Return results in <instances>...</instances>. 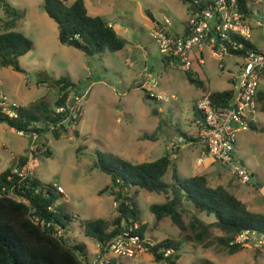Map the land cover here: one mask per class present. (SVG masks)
<instances>
[{
	"label": "rangeland",
	"instance_id": "1",
	"mask_svg": "<svg viewBox=\"0 0 264 264\" xmlns=\"http://www.w3.org/2000/svg\"><path fill=\"white\" fill-rule=\"evenodd\" d=\"M4 1L25 11L15 28L31 38L33 46L18 57L20 68L9 62L0 63V88L10 100L23 105L41 99L53 102L58 94L53 78L67 75L77 83L79 94L71 105L72 116L80 115V118L74 123L66 120V128H61L57 134L48 129L36 138L0 121V170L9 164L12 155H29L33 146L29 172L43 187L62 186L61 193L55 191L53 206L74 216V225L69 232L71 241L84 240L91 250L94 249L96 241L83 234L80 220L95 217L112 220L118 214V200L111 194V188L100 192L112 182L109 174L94 165L96 150L117 154L133 162L168 153L170 163L163 175L168 183L173 181L174 171L186 177L203 173L208 166L213 171L220 169L224 177L212 178V184L217 181L228 184L250 208L264 212V109L257 108V127L236 132L234 153L252 170L247 182L230 175L228 165L211 156L205 157L202 142L196 134L193 107L197 98H194L204 91L230 86L229 78L237 70L231 63L232 57L225 56V66L221 68L219 60L204 47V63L193 58L192 73L188 75L160 51L150 35L155 21L164 18L169 19V28L175 23L181 30L183 20L190 13L188 2L83 0L89 14H98L112 22L126 40L118 50L107 49L89 55L58 39L56 22L42 8V0ZM64 1L70 3L72 0ZM0 15L5 16L1 5ZM261 16L257 12L253 15L254 19H261ZM262 21V25L252 21L249 37L259 49H264V19ZM196 76L202 80V86L194 81ZM35 124L41 125L40 122ZM73 128L78 129L79 135L73 133ZM154 130V140L141 137L143 132ZM185 133L194 135L193 141L186 139L189 135ZM199 156L205 158L204 163L198 162ZM134 189L132 187L128 195ZM171 193L170 190L168 195ZM166 198L164 192L140 188L134 199L139 221L147 222V239L155 241L169 237L182 242L177 258L179 264H204L205 260L214 264H264V248L253 241L241 243V249L229 253L217 242V236L222 234L217 227H212L211 234L197 242L188 231H180L169 216L156 221L149 205ZM183 203V218L187 223L195 208L189 200L183 199ZM197 214L205 221L214 219L213 214L207 215L203 211ZM125 223L122 220V224ZM106 254L115 264H164L147 250L133 256L117 255L110 250ZM88 256L93 259L96 254L89 252Z\"/></svg>",
	"mask_w": 264,
	"mask_h": 264
},
{
	"label": "trees",
	"instance_id": "2",
	"mask_svg": "<svg viewBox=\"0 0 264 264\" xmlns=\"http://www.w3.org/2000/svg\"><path fill=\"white\" fill-rule=\"evenodd\" d=\"M184 1L190 3L194 0ZM0 5L5 12V16L0 15V63L9 62L13 67L20 68L18 57L33 46L31 38L15 28L21 23L25 11L4 0L0 1ZM242 6L244 7V4ZM42 8L56 22L58 39L66 43L71 38H77L81 43L80 48L86 54L102 53L107 49L115 51L125 45V38L107 20L98 14L87 12L83 0H72L70 3L64 0H42ZM241 40L245 46L258 49L250 40ZM186 71L191 75V69ZM194 79L197 85L202 86V80L198 76ZM53 82L58 90L53 102L41 99L28 105L19 104L15 115L0 111V121L6 122L17 131L23 130L27 134L36 132L37 135L48 129L57 134L61 128H66V120L71 123L78 121L80 115L72 116L73 104L68 106L70 95L79 94L77 83L67 75L53 78ZM204 93H207L216 105L228 106L233 97V87L208 90ZM258 101L259 107L264 109V89H258L256 102ZM59 107L61 109H58ZM193 108L197 119L201 115L200 111L195 105ZM36 122L41 125H36ZM255 124L256 122L251 123L250 128H255ZM72 131L79 135L78 129L73 128ZM141 137L154 140L156 130L151 133L143 132ZM186 139L193 140L189 136ZM95 153L94 165L109 174L112 182L110 186L100 189V192L111 188V194L118 200V214L112 220L104 217L81 219L80 229L84 235L102 244L108 243L123 228L132 227V232L144 237L147 222L139 221V210L134 199L140 188L167 194L164 201L149 205L156 221L169 216L180 231H188L197 242L208 237L212 227H217L222 232L217 236V242L232 253L243 247L240 242L234 241L235 236L242 230L250 229L264 233V212L250 208L226 185L210 184L206 174L195 173L182 177L174 171L173 181H165L163 175L170 163L168 153L138 162L101 150H96ZM16 156L19 166L23 167L28 154L21 153ZM13 160L15 158L0 171V188L5 187L4 191L0 192V264H81V258H87L86 244L83 241H71L69 232L74 225V216L53 206L54 194L57 191L55 186L43 187L35 175L31 180L19 179L17 174L10 171ZM249 171L252 175V171ZM132 187L135 189L128 195ZM10 190L25 200L19 201L9 196ZM170 190L172 193L168 195ZM183 199L191 201L195 208L187 223L183 218ZM49 205L53 208L50 209ZM30 208H34V213L39 217L59 222L68 234V240L58 238L52 235L49 229L34 223L29 217ZM200 211L207 215L213 214L214 219L205 221L198 216ZM122 220L126 223L122 224ZM145 243L147 251L152 253L154 259L164 264H179L177 258L182 248L181 241L165 237L155 241L147 239ZM166 249L170 251L165 253ZM109 261L112 260L109 258ZM204 264L214 263L205 260Z\"/></svg>",
	"mask_w": 264,
	"mask_h": 264
},
{
	"label": "built area",
	"instance_id": "3",
	"mask_svg": "<svg viewBox=\"0 0 264 264\" xmlns=\"http://www.w3.org/2000/svg\"><path fill=\"white\" fill-rule=\"evenodd\" d=\"M194 2L199 9L190 10L185 22V33L170 31L168 27L170 21L164 18L163 21H155L150 35L158 44L160 51L184 70L192 68L193 58H196L200 64L204 63V47H207L211 55L219 60L218 66L221 68L224 66L225 56H231L237 61V70L231 75L233 97L230 105L223 107L216 105L207 93L196 99L195 105L201 114L196 119V134L205 148L206 156L228 165L231 175L241 182H247L251 177L250 171L234 153L236 132L250 128L251 123L257 121L256 98L259 82L264 79V49L247 47L241 38L249 40L252 21L256 25L263 24L264 0H194ZM256 12L262 14L261 19H254L253 15ZM18 105L0 88V111L15 115ZM18 131L24 133L23 130ZM30 135L33 138L37 137L36 132ZM32 148L33 146L30 147V154L23 167L19 166L18 156L11 158L15 160L10 171L17 174L19 179L31 180L33 177L29 172ZM202 159L199 158L201 161ZM54 186L57 191L62 192L61 185ZM4 189L5 187L2 186L0 192ZM8 195L19 201L25 200L13 190H10ZM49 208L52 209L53 206L49 205ZM29 217L42 228L49 229L52 235L68 240V234L59 222L39 217L34 213V208L29 209ZM146 241L145 236L141 237L132 232V227L123 228L108 243L102 244L96 241V256L93 259L82 257L81 264H107L109 262L107 250L117 255L133 256L148 249ZM234 241L240 243L253 241L264 248V233L244 229L235 236ZM169 251L170 249H166L165 253Z\"/></svg>",
	"mask_w": 264,
	"mask_h": 264
},
{
	"label": "crops",
	"instance_id": "4",
	"mask_svg": "<svg viewBox=\"0 0 264 264\" xmlns=\"http://www.w3.org/2000/svg\"><path fill=\"white\" fill-rule=\"evenodd\" d=\"M185 22H186V20H183V27H182V29L181 30H179V29H177V25L175 24V23H173V27L172 28H170V31H173V32H175V33H180V34H183V33H185L186 32V27H185ZM108 23L109 24H111L113 27H114V24L112 23V22H110L109 20H108ZM116 29V28H115ZM122 36V35H121ZM26 53V52H25ZM231 57V56H230ZM236 60H234V58H232V61H231V63H233V65L235 66V68H236ZM224 66H225V63H224ZM223 66V67H224ZM222 67V68H223ZM197 77V76H196ZM155 78L153 77L152 78V80H154ZM230 79V81H231V84H230V86H232L233 84H232V80H231V77L229 78ZM259 89L260 90H262V89H264V79H262L260 82H259ZM205 92V91H204ZM203 92V93H204ZM202 95V93H200V95H198V96H196L194 99H196V98H198L199 96H201ZM71 97H75V100H76V97L77 96H72V94L70 95ZM193 99V100H194ZM74 100V101H75ZM258 104H257V108H259V104H260V102L258 101L257 102ZM18 104H20V103H18ZM261 108V107H260ZM194 119H195V115H194V117H193ZM256 123H257V121H256ZM195 124H196V119H195ZM255 127H257V125L255 124ZM240 130H242V129H240ZM239 131V130H238ZM237 131V132H238ZM185 134H187V135H189V133H185ZM194 136V135H193ZM192 135H189V138L190 137H193ZM196 136V135H195ZM191 141H193V140H191ZM170 143V142H169ZM170 146V145H169ZM235 147H236V145H235ZM177 148H179V147H177ZM201 148H202V153L205 155L206 153V151H205V148H204V146L202 145L201 146ZM19 154V153H18ZM18 154H15V155H12V157L13 156H16V155H18ZM21 154V153H20ZM11 157V158H12ZM200 157H202V156H199L198 157V162H201V163H204L205 162V158L204 157H202L203 159H202V161L201 160H199V158ZM205 157H209V156H206L205 155ZM237 158H239V160H241V161H243V159L241 158V157H239V156H236ZM11 160V159H10ZM207 160V159H206ZM205 165H207L208 166V164H205ZM247 167V166H246ZM207 168V167H206ZM208 168L209 169H207V170H205L203 173L204 174H206V176H207V179H208V182L210 183V184H212L211 182H210V180H212V178H214L215 177V179H221V177H224V174H222V172H221V170L220 169H217L216 168V170H212V167L211 166H208ZM2 170V169H1ZM252 171V170H251ZM230 174V173H229ZM231 175V174H230ZM231 176H229V178H230ZM211 178V179H210ZM224 180H228L227 178L226 179H224ZM222 181H217L215 184H218V183H221ZM215 184H212V185H215ZM223 184V183H222ZM224 185H226V186H228L229 187V189H230V186L228 185V184H224ZM86 236V235H85ZM144 236H145V234H144ZM146 237V236H145ZM94 240V239H93ZM79 241H83L85 244H86V256H87V259H91L92 257H89L88 256V253L89 252H92V253H96V243H95V247H94V249H90L89 248V246H88V244H87V242H85L84 240H81V239H79ZM94 241H96V240H94Z\"/></svg>",
	"mask_w": 264,
	"mask_h": 264
},
{
	"label": "water",
	"instance_id": "5",
	"mask_svg": "<svg viewBox=\"0 0 264 264\" xmlns=\"http://www.w3.org/2000/svg\"><path fill=\"white\" fill-rule=\"evenodd\" d=\"M198 9H199V6L194 1L189 3V10L197 11ZM150 17L152 18V14H150ZM67 43L71 44V45H73L75 47H79V48L81 46V43H80V41L77 38H71L70 40L67 41ZM152 75H154V72H152ZM74 100H75V97H71L69 102H68V106H70L72 101H74ZM107 264H115V263L112 262V261H109Z\"/></svg>",
	"mask_w": 264,
	"mask_h": 264
}]
</instances>
